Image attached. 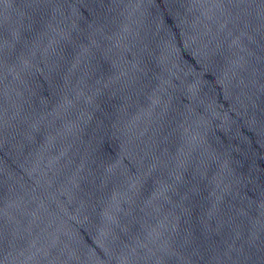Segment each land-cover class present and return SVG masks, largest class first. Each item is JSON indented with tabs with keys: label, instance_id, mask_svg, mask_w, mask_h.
Listing matches in <instances>:
<instances>
[{
	"label": "water",
	"instance_id": "1",
	"mask_svg": "<svg viewBox=\"0 0 264 264\" xmlns=\"http://www.w3.org/2000/svg\"><path fill=\"white\" fill-rule=\"evenodd\" d=\"M0 264H264V0H0Z\"/></svg>",
	"mask_w": 264,
	"mask_h": 264
}]
</instances>
